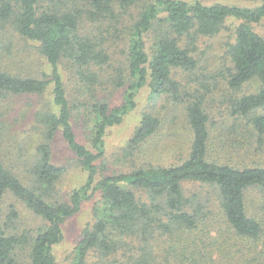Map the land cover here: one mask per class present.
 Returning <instances> with one entry per match:
<instances>
[{"label": "trees", "instance_id": "obj_1", "mask_svg": "<svg viewBox=\"0 0 264 264\" xmlns=\"http://www.w3.org/2000/svg\"><path fill=\"white\" fill-rule=\"evenodd\" d=\"M236 1L257 4L143 1L128 37L126 66L114 67L106 76L114 86L125 89L123 102L112 105L103 98L92 104L91 114L95 117L90 143L85 144L79 140L73 120L81 105L70 99L61 67L69 68L86 90L95 92L105 76L103 72L111 67L112 55L104 45L105 38L86 32L84 19L108 20L117 30L124 14L140 6L141 1L50 0L45 7L44 0H0V20L10 21L23 37L38 43L40 53L52 66V73L40 78L22 76L0 66V104L9 95L44 94L52 86L48 109L37 113L39 140L25 147L22 163L11 159V165L21 174L0 153V210L6 194L11 193L47 224L32 238L26 233L9 234L7 224L1 226L0 264H16L17 252L26 247H30L31 264H57L54 250L64 240L63 223L96 191L100 199L94 207L95 221L83 230L70 264H170L178 258L195 264H223L222 258L228 259L225 264H264V249L258 246L260 241L264 243V219L249 214L247 206L251 189L264 194V166L241 167L212 159L205 94L182 89L174 78L175 69L192 72L198 67L194 53L201 36L220 33L230 18L240 20L233 41L228 43L231 65L224 77L234 94L252 81L260 86L257 92L231 98L230 109L233 115L246 119L247 130L258 137L260 145L264 143V36L253 26L264 20V0ZM159 26L161 31L150 49L147 35L157 32ZM144 86H149L155 96L170 95L187 104L192 132L188 156L176 164L143 163L129 172L99 176L107 129L121 124L137 107V95ZM160 125L157 116L144 113L127 151H136ZM59 134L87 173L85 183L73 189L64 202L49 199L65 172L53 161V142ZM190 182L208 184L217 191L232 236L221 240L212 234L204 205L195 195L185 193L184 185ZM138 192L146 193L149 200L140 198ZM16 217V210L11 209L9 222ZM156 231L168 234L172 240L160 262L146 250ZM138 233L144 245L136 256L132 253L135 242L130 238ZM121 251L132 254L120 262L117 256ZM96 254L101 255L99 260L92 259ZM235 257L237 263L232 261Z\"/></svg>", "mask_w": 264, "mask_h": 264}, {"label": "rangeland", "instance_id": "obj_2", "mask_svg": "<svg viewBox=\"0 0 264 264\" xmlns=\"http://www.w3.org/2000/svg\"><path fill=\"white\" fill-rule=\"evenodd\" d=\"M140 1V6H134L124 14L117 30L114 28V22L84 19L83 26L86 32L93 37L105 38L104 45L108 46L112 55L111 67L103 72L105 76L95 86V89L98 87L95 92L86 90L69 68L61 67L70 99L81 105L80 112L73 120L78 138L82 143H90V127L95 117L91 114L92 104L103 98L109 100L112 105H120L123 102L125 89L114 86L106 76L111 74L114 67L126 66L128 37L132 31V24L143 7V1L146 0ZM201 1L207 4L219 1L249 7L257 4L236 0ZM43 4L45 7L49 6L50 0H44ZM239 23L240 20L230 18L220 33L201 36L196 43L194 53L198 67L192 72L175 69L174 78L179 81L182 89L194 94L197 91L205 94L204 107L209 114L213 141L210 149L212 159L216 158L218 161L241 167L264 166V143L260 145L258 137L247 130L249 127L245 126L246 119L233 115L230 109L231 98L257 92L260 85L257 81L249 82L240 92L234 94L224 77L227 67L231 65L227 52L228 43L233 41L235 29ZM253 26L264 36V20L254 23ZM155 31H151L146 38L150 49L161 31L160 26L157 32ZM0 66L22 76L40 78L43 74L52 73V66L40 53L38 43L23 37L10 21L4 20H0ZM51 99L52 86H49L44 94L9 95L0 104V153L12 166L11 168L19 174L21 171L11 165V159L22 163L21 157L27 152L25 147L30 148L39 140L37 113L48 109ZM186 105L185 102L175 100L170 95L155 96L149 86H144L137 95V107L124 117L121 124L107 129L106 154L98 163L99 176L129 172L143 163L167 166L184 160L188 156L192 140ZM144 113L157 116L161 125L155 134L144 141L136 151L130 153L127 151L128 142ZM53 161L63 166L65 172L57 183L56 192L49 199L54 202L68 201L73 189L85 183L87 173L81 168L75 154L68 150L60 134L53 142ZM22 179L29 183L23 175ZM184 188L187 196L195 195L204 205L207 223L211 224L210 227L213 230L212 234L221 240L232 236L231 228L224 220L217 191L210 185L199 182L186 183ZM138 195L144 200L148 199L144 192H138ZM99 199L100 192L96 191L91 199L83 202L80 211L63 223L65 237L54 250L57 264H70L73 250L82 238L83 230L95 221L94 207ZM247 206L249 214H256L260 219H264L262 192L251 189L247 194ZM11 209L16 210L17 217L9 222L8 215ZM46 224L42 217L36 215L13 194H6L0 210V227L6 225L5 229L9 234L26 233L29 238H32L43 231ZM130 239H134L135 242L132 253L136 256L140 255L142 253L140 249L144 245L141 242V235L135 234ZM259 243L258 246L264 249V243L262 241ZM171 244L172 240L168 234L156 231L150 237L146 250L155 256L157 262H160ZM29 248L26 247L17 252L16 264H31ZM132 253L121 251L117 257L120 262H123ZM99 258L101 255L97 254L92 257L93 260H99ZM227 260L222 258L221 262L225 264ZM262 260H264V254ZM232 261L237 263L238 258L235 257ZM170 264L195 263L188 262L186 258H178L172 260Z\"/></svg>", "mask_w": 264, "mask_h": 264}]
</instances>
